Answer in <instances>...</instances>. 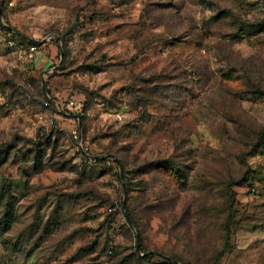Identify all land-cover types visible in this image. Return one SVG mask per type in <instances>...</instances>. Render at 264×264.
Listing matches in <instances>:
<instances>
[{
    "label": "rangeland",
    "instance_id": "rangeland-1",
    "mask_svg": "<svg viewBox=\"0 0 264 264\" xmlns=\"http://www.w3.org/2000/svg\"><path fill=\"white\" fill-rule=\"evenodd\" d=\"M0 11V264H264V0Z\"/></svg>",
    "mask_w": 264,
    "mask_h": 264
},
{
    "label": "trees",
    "instance_id": "trees-1",
    "mask_svg": "<svg viewBox=\"0 0 264 264\" xmlns=\"http://www.w3.org/2000/svg\"><path fill=\"white\" fill-rule=\"evenodd\" d=\"M2 17H4V13H2ZM254 151L253 152V156H260L262 158H264V130L259 133L258 135V140L255 143L254 146ZM83 154V153H82ZM82 158L87 161L88 158L83 154ZM95 162H98L100 160H94ZM165 169H168L167 167H165ZM170 172V176H172L173 180L175 181V183L180 186L181 188H188V187H193L194 183L192 177L190 176V170L183 168V166L178 165L176 166L175 169L173 170H168ZM247 182L250 181H262L263 185H264V173L259 172L257 170H254L252 172V174L250 175V177L246 178ZM131 220H133L132 216H130ZM236 218V215L234 214V211H231L228 218H227V224H226V232L228 235H231L233 233V226H234V220ZM145 252H148V250H146ZM155 255L152 253H148V255L146 256L147 260H150L152 258H154Z\"/></svg>",
    "mask_w": 264,
    "mask_h": 264
},
{
    "label": "built area",
    "instance_id": "built-area-1",
    "mask_svg": "<svg viewBox=\"0 0 264 264\" xmlns=\"http://www.w3.org/2000/svg\"><path fill=\"white\" fill-rule=\"evenodd\" d=\"M35 52H36V47L34 46L30 49L29 57L32 58ZM71 104L75 105V103L73 101L71 102ZM73 134H74L75 138L78 139V132L76 130H74Z\"/></svg>",
    "mask_w": 264,
    "mask_h": 264
},
{
    "label": "water",
    "instance_id": "water-1",
    "mask_svg": "<svg viewBox=\"0 0 264 264\" xmlns=\"http://www.w3.org/2000/svg\"><path fill=\"white\" fill-rule=\"evenodd\" d=\"M3 3H4V2H3ZM3 3H2V4H3ZM0 17L2 18V11H0ZM129 220L131 221V219H130V218H129Z\"/></svg>",
    "mask_w": 264,
    "mask_h": 264
}]
</instances>
